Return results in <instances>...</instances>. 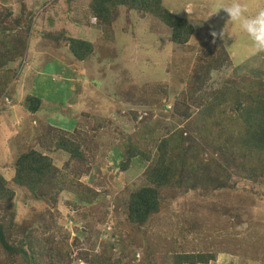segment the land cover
<instances>
[{
	"label": "rangeland",
	"instance_id": "rangeland-1",
	"mask_svg": "<svg viewBox=\"0 0 264 264\" xmlns=\"http://www.w3.org/2000/svg\"><path fill=\"white\" fill-rule=\"evenodd\" d=\"M89 1L0 0L4 24L0 31L17 35L14 42L21 39L12 52L17 59L0 69V76L8 71L10 78L0 91V175L14 193L13 208L7 210L1 203L0 215L11 226L13 237L8 240L15 246L19 241L33 264H86L93 255L103 264H115L114 260L142 264L146 256L143 229L126 222L117 200L145 184L170 125L182 127L178 120L184 108L179 95L190 87L189 74L197 62L200 66L221 51L218 44H211V32H225L223 38L215 39L225 45L233 64L230 60L212 71L208 85L222 78L223 82L243 77L264 80V51H255L221 9L231 0H164L167 9L185 16L195 28L183 46L171 44L169 29L158 19L127 7L115 10L109 27L114 40L105 41L104 29L90 20ZM240 2L248 14L264 8V0ZM19 16L21 26L19 19L14 20ZM209 18L207 29L211 30L202 33L199 22ZM69 39L91 43L93 52L77 61L68 48ZM8 45L0 43V52L6 54ZM22 47L26 49L19 52ZM29 95L43 99L48 106L46 118L26 111ZM66 99L71 100L57 107ZM94 117L104 118L97 136L84 139L80 134ZM154 124L155 134L148 136ZM60 136L76 137L82 159L58 148L55 143ZM128 145L151 159L136 156L124 167ZM29 150L49 157L66 181L87 196L94 193L93 198L87 202L65 189L44 198L16 186L12 182L16 159ZM229 184V190L215 193L206 188L164 189L160 210L146 225L148 249L154 256L169 258L194 251L211 253L213 260L208 264H264V191L246 179L231 178ZM174 225H182V234L175 235L176 246L168 251L164 239ZM4 256L0 252V262L6 260ZM19 259L20 255L14 264H24ZM161 261L151 256L150 264Z\"/></svg>",
	"mask_w": 264,
	"mask_h": 264
},
{
	"label": "trees",
	"instance_id": "trees-1",
	"mask_svg": "<svg viewBox=\"0 0 264 264\" xmlns=\"http://www.w3.org/2000/svg\"><path fill=\"white\" fill-rule=\"evenodd\" d=\"M118 7H127L132 11L142 12L158 19L169 29L170 42L173 45H186L194 34L193 24L185 16H176L173 11L167 9L164 0H90L88 15L92 23L97 24L100 30L104 29L103 40L105 41L114 40L109 27L111 18H114V12ZM14 20L21 26L20 16ZM210 20L211 18L201 20L198 30L201 28L202 33L210 31L211 28L207 29V26L211 24ZM2 24L0 19V27H4ZM13 38H17V35L11 37L5 31H0V43L11 44L7 46L6 54L0 52V69L17 59V55H13L12 52L21 44V39L14 42ZM69 40L68 48L77 61H84L93 52L91 43ZM211 40H213L211 44H218L221 51L214 57L210 56L208 61L201 62L200 66L197 62L194 71L189 74L190 87L179 95L184 108L178 120L182 127L174 129V125H170V133L158 144L157 149L160 150L146 173L145 184L130 192L127 198L117 200L126 216V222L132 228L143 229L141 237L144 240L141 246L146 256L141 261L142 264H150L151 256L156 260H162L158 264H208L213 260L211 253L194 251L192 253L178 252L169 258H158L148 249L149 233L146 225L151 217L159 212L162 203L161 192L164 189L178 187L197 191L200 188H206L209 193H215L220 190H229L232 188L229 184L231 178H239L250 181L259 189H263L262 192L264 191V80L243 77L223 82L226 79L222 78L220 83L208 85L211 72L224 64H229L231 60L225 45L218 39L214 40L213 37ZM25 49L18 48V51L24 52ZM232 64L231 60V66ZM1 74L0 91L6 88L10 81L8 71H2ZM217 84L219 86H216ZM63 85L65 87L66 84ZM76 91H80L78 86ZM77 95L80 98L79 94L75 96ZM113 97L117 103L120 102L121 99L116 93H113ZM70 100L66 99L57 107L65 105ZM109 102L112 101L108 100L107 105H111ZM25 103L26 111L33 117L46 116L47 112L44 113V110L48 106L39 96L29 95ZM103 108L107 109L106 105ZM107 111L111 112L110 109ZM70 112L74 117L76 113L73 110ZM74 119L78 121L76 117ZM103 120V117H94L88 129L80 135L84 136V139L88 136L91 138L97 136L100 129L99 123ZM94 122L98 124L94 125ZM155 129V124L149 127L148 136H154ZM91 133L96 134L91 135ZM55 144L72 157L82 159L83 155L79 152L75 136L70 138L60 136ZM125 151L124 167L136 156H142L146 161L151 159L150 155L143 153L135 145H128ZM12 182L31 195L44 198L55 196L60 189H65L73 195H81L82 200L87 202L94 196V193L87 196L86 193L76 190L63 178L62 172L55 169L52 160L36 150H29L17 157ZM233 182L235 183L236 180ZM13 196V191L7 187V179L0 175V213L1 203L7 210L13 208ZM118 211L116 210V214ZM202 223L206 221L203 220ZM173 227L166 232L164 239L168 251L169 248L171 251L176 246L175 235L182 234V225ZM12 237L11 226H8L6 218L3 219L0 215V252L5 255L4 258L6 257V260L4 259L0 264H7V260H12L14 264L19 255L21 257L19 261L24 264H33L27 258L28 254L24 247L20 246V242L18 241L17 246L13 244ZM122 252L123 256L126 255L125 248ZM165 255L168 256V252ZM98 258L99 256L93 255L92 258L86 259V264H103L104 262ZM163 259H166L167 263L163 262ZM120 262L114 260L113 263Z\"/></svg>",
	"mask_w": 264,
	"mask_h": 264
},
{
	"label": "clouds",
	"instance_id": "clouds-1",
	"mask_svg": "<svg viewBox=\"0 0 264 264\" xmlns=\"http://www.w3.org/2000/svg\"><path fill=\"white\" fill-rule=\"evenodd\" d=\"M229 17L228 21L237 25L242 33L246 34L251 46L257 52L264 51V8L254 14H248L247 6L240 0H231V3L221 8ZM225 32L219 34L215 31L211 35L215 39L217 35L223 38Z\"/></svg>",
	"mask_w": 264,
	"mask_h": 264
}]
</instances>
